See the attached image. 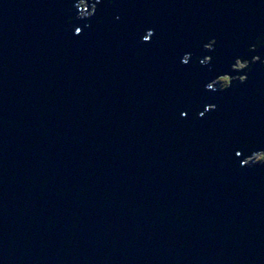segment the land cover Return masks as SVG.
<instances>
[{
    "label": "water",
    "instance_id": "obj_1",
    "mask_svg": "<svg viewBox=\"0 0 264 264\" xmlns=\"http://www.w3.org/2000/svg\"><path fill=\"white\" fill-rule=\"evenodd\" d=\"M261 153L264 0H0V264H264Z\"/></svg>",
    "mask_w": 264,
    "mask_h": 264
},
{
    "label": "rangeland",
    "instance_id": "obj_2",
    "mask_svg": "<svg viewBox=\"0 0 264 264\" xmlns=\"http://www.w3.org/2000/svg\"><path fill=\"white\" fill-rule=\"evenodd\" d=\"M246 67H247L246 63H241L238 61V62H236L234 69H235V71L239 72V71L245 69ZM226 80H229V79L227 77L217 79L213 85L216 88H223L229 83V81H226ZM247 162L248 163L252 162L253 164L262 163V162H264V154L256 155L253 158L249 159Z\"/></svg>",
    "mask_w": 264,
    "mask_h": 264
},
{
    "label": "snow or ice",
    "instance_id": "obj_3",
    "mask_svg": "<svg viewBox=\"0 0 264 264\" xmlns=\"http://www.w3.org/2000/svg\"><path fill=\"white\" fill-rule=\"evenodd\" d=\"M79 31H80V29H79V28H77V29H76V32H77V33H79ZM185 63H187V61H185ZM181 114H182V115H186V113H185V112H183V111H181ZM200 115H201V116H203V115H204V113H203V112H201V113H200Z\"/></svg>",
    "mask_w": 264,
    "mask_h": 264
},
{
    "label": "bare ground",
    "instance_id": "obj_4",
    "mask_svg": "<svg viewBox=\"0 0 264 264\" xmlns=\"http://www.w3.org/2000/svg\"><path fill=\"white\" fill-rule=\"evenodd\" d=\"M237 62H238V61H237ZM239 62H240V61H239ZM242 63H243V62H242ZM216 80H217V79H216ZM216 80H215V81H216ZM213 84H214V83H213Z\"/></svg>",
    "mask_w": 264,
    "mask_h": 264
},
{
    "label": "trees",
    "instance_id": "obj_5",
    "mask_svg": "<svg viewBox=\"0 0 264 264\" xmlns=\"http://www.w3.org/2000/svg\"><path fill=\"white\" fill-rule=\"evenodd\" d=\"M226 81H229V80H226Z\"/></svg>",
    "mask_w": 264,
    "mask_h": 264
},
{
    "label": "clouds",
    "instance_id": "obj_6",
    "mask_svg": "<svg viewBox=\"0 0 264 264\" xmlns=\"http://www.w3.org/2000/svg\"><path fill=\"white\" fill-rule=\"evenodd\" d=\"M262 154V153H261Z\"/></svg>",
    "mask_w": 264,
    "mask_h": 264
}]
</instances>
